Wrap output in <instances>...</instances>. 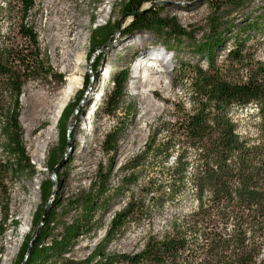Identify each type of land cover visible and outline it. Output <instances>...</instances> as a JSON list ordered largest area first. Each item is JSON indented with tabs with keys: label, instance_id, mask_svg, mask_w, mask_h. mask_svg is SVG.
<instances>
[{
	"label": "trees",
	"instance_id": "trees-1",
	"mask_svg": "<svg viewBox=\"0 0 264 264\" xmlns=\"http://www.w3.org/2000/svg\"><path fill=\"white\" fill-rule=\"evenodd\" d=\"M155 1L119 0V13L123 19L125 15L132 16L134 28L150 29L179 43L181 39H189L172 21L141 11L145 4ZM98 3L94 0L93 6ZM34 9V0H0V237L5 234L7 224L14 231L18 226L10 208L11 190L25 181L32 182L36 175L19 122L23 87L28 83L63 81L49 66L28 20ZM261 25L235 28L232 47L220 62L214 51L225 40L212 28L213 22L206 40L192 47L194 55L204 61L205 69L198 63L181 64L178 79L186 83L189 109L184 103L175 104L178 111L175 122L162 130L165 135L161 140L146 143L144 150L128 164L120 181L122 185L124 180L127 182L124 185L127 191L136 178L139 162L145 164L142 171L157 167L155 177L148 179L141 190L143 197H148L146 206L136 211L132 203L128 204L112 218L104 238L93 251L82 260H73L70 253L79 234L91 231L93 215L108 213L122 189L109 187L113 168L110 161L88 192L73 200V205H82L79 221L52 236V228L57 224L54 217L61 207L57 206L58 195L52 193L61 180L56 176L55 187L47 178L39 187L42 207L32 218L31 233L24 238L14 264H264V63L254 60L249 46L255 40L251 34L259 31ZM119 28L118 22L95 28L86 57L100 51ZM230 32L231 28L226 34ZM126 73L112 80V91L104 103L103 114L112 119L116 118L124 98ZM79 98L64 108L57 123L61 153L74 136V132L69 133V124L71 116L78 112ZM243 111L242 119L250 124L244 130L236 115ZM125 129L126 124L115 123L105 135L104 153L116 152ZM61 159V154L48 158L46 172L53 174ZM189 190L195 209L185 217L174 216L169 231L158 239L148 240L142 252L133 255L108 252L109 244L130 221L143 214L150 219L154 211L161 212L165 206L176 208ZM48 203L45 223L29 247ZM47 239L49 246L45 245Z\"/></svg>",
	"mask_w": 264,
	"mask_h": 264
},
{
	"label": "rangeland",
	"instance_id": "rangeland-1",
	"mask_svg": "<svg viewBox=\"0 0 264 264\" xmlns=\"http://www.w3.org/2000/svg\"><path fill=\"white\" fill-rule=\"evenodd\" d=\"M34 2L35 9L28 20L38 36L42 53L47 55L49 66L54 73L63 77V81L61 84L53 81L28 83L23 87L19 99V122L23 130L25 150L36 175L32 182L25 181L23 185H16L11 190L10 208L18 226L14 231L7 224L5 234L0 237V264H4L6 253L11 256L6 264L15 263L24 238L31 233L32 218L36 210L42 207L39 187L47 178L53 181L55 187L56 176L61 180L59 187L54 188L52 193V196L58 195L57 206H61L54 217L56 226L50 227L53 229L52 236H58L65 227L79 221L82 205H73V200L88 192L90 186L98 180V174H104L110 161L113 168L109 187L115 189L119 186L122 189L112 201L108 213L98 212L93 215L91 231L86 233L83 230L79 234L70 253L73 260H82L93 251L104 238L112 218L128 204L132 203L136 211L147 205L148 197H143L144 192L141 190L148 179L155 177L158 168L154 166L153 170L142 171L145 164L139 162L138 170L135 171L136 178L127 191H124L127 182L124 180V185L120 182L122 175L126 174L128 164L144 150L146 143L161 140L165 135L162 130L175 122L174 117L178 112L175 104L184 103L185 108L189 109V94L184 86L186 83L180 82L177 72L182 63H198L205 69L204 61L194 55L192 47L206 40L212 32L210 26L213 22L212 28L223 35L222 39L225 40L214 51L220 62L232 47L231 38L235 36V28L261 23L259 31L251 34L255 40H251L249 46L254 60L264 63V0H156L152 4H145L142 12H153L161 20L172 21L188 34L189 39H181L180 43L177 39L162 36L150 29L132 27L133 17L125 15L123 19L119 13V0H98L96 6H93L94 0ZM117 22L120 25L119 31L115 32L107 46L87 58L91 32L95 28L106 24L112 26ZM229 28L230 35L226 34ZM75 45L81 47L74 49ZM77 55L83 58L78 67L82 82L68 103L71 104L77 96L80 97L78 112L71 116L69 124V133L74 132V136L65 152L61 153L56 124L41 164L36 166L34 161L43 144L49 122L48 115L37 122L33 121L35 107L42 99L47 100L50 106L65 85L70 72L75 69L74 60ZM153 59H157L162 69L147 68L148 61ZM161 70L164 72L161 73ZM124 71L127 72L124 98L116 118L112 119L103 114L104 103L112 91V80ZM146 71L152 75L144 88L137 89L138 82ZM151 88L155 90L150 92ZM242 113L236 115L241 119V128L244 130L250 124L242 119L244 111ZM116 122L126 124V129L119 138L116 152L107 155L103 151L104 138L115 127ZM60 154L62 159L58 168L53 174H48L45 169L48 158L52 155L59 157ZM188 192L187 197L176 208L165 206L161 212L154 211L150 219L147 214H143L130 221L121 235L109 244L108 252L126 255L142 252L148 240L158 239L169 231L173 218L185 217L195 209L189 196L190 190ZM49 203L44 212L47 207L49 212ZM49 240H46V246H49Z\"/></svg>",
	"mask_w": 264,
	"mask_h": 264
},
{
	"label": "bare ground",
	"instance_id": "bare-ground-1",
	"mask_svg": "<svg viewBox=\"0 0 264 264\" xmlns=\"http://www.w3.org/2000/svg\"><path fill=\"white\" fill-rule=\"evenodd\" d=\"M80 45H75L74 49L80 48ZM82 59L80 56H76L75 58V69L70 72L66 79L65 85L62 87V89L57 93L56 97L53 99L50 106H48V101L42 99L39 101V103L35 107V112L33 115V121L37 122L40 119H43L44 117H47V121L49 122V127L45 132L44 141L43 144L39 150V153L36 157L35 165L39 166L41 164V161L43 159V156L45 155L47 151L48 141L50 139V134L52 132V129L55 128V125L57 124V121L59 120V117L65 108V106L69 103L70 99L74 96L76 91L79 89L81 82H82V76L79 73L78 67L81 65ZM149 66L147 67L149 70H153L154 68H160L161 64L157 61V59H153L151 61H148ZM141 65V63H140ZM142 66H140L141 68ZM161 73L164 72V70L160 71ZM157 74V73H156ZM160 75V73H158ZM152 74L150 72H144L142 74L141 79L138 82L137 89L144 88L146 83H148V79L150 78ZM155 89L151 88L150 92H153ZM11 256L6 253L4 258V264H6L10 260Z\"/></svg>",
	"mask_w": 264,
	"mask_h": 264
},
{
	"label": "water",
	"instance_id": "water-1",
	"mask_svg": "<svg viewBox=\"0 0 264 264\" xmlns=\"http://www.w3.org/2000/svg\"><path fill=\"white\" fill-rule=\"evenodd\" d=\"M113 37V36H112ZM111 37V38H112ZM111 38H110V40L103 46V48H105L106 46H107V44L111 41ZM102 48V49H103ZM58 168V167H57ZM56 168V169H57ZM55 169V170H56ZM47 215H48V207H47V209L45 210V212H44V216H43V219H42V222H41V224H40V226L38 227V229H37V232H36V234H35V237H34V239L32 240V242H31V245L33 244V242L35 241V239L38 237V235H39V233H40V231H41V229H42V227H43V225H44V223H45V220H46V218H47ZM29 247H31V246H29Z\"/></svg>",
	"mask_w": 264,
	"mask_h": 264
}]
</instances>
